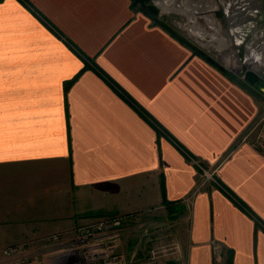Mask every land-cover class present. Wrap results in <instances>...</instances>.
Segmentation results:
<instances>
[{
  "label": "crops",
  "instance_id": "crops-1",
  "mask_svg": "<svg viewBox=\"0 0 264 264\" xmlns=\"http://www.w3.org/2000/svg\"><path fill=\"white\" fill-rule=\"evenodd\" d=\"M226 15L263 31L264 0H231ZM249 50L247 64H264V37ZM240 79L133 0H0V226L8 214H70L73 190L98 214L165 208L163 179L186 208L189 264H211L215 247L232 264H264V152L243 140L264 102Z\"/></svg>",
  "mask_w": 264,
  "mask_h": 264
},
{
  "label": "rangeland",
  "instance_id": "rangeland-1",
  "mask_svg": "<svg viewBox=\"0 0 264 264\" xmlns=\"http://www.w3.org/2000/svg\"><path fill=\"white\" fill-rule=\"evenodd\" d=\"M213 1L215 3H213ZM229 1L231 0H225L223 2L222 0H193V5L188 4V11L190 10V8H192L194 11H197L196 13H194L195 15L193 13L191 14L188 11H181L175 8L172 9V11H167L165 14H163L162 18L173 28L188 36L192 35L189 29H192L191 32L200 34L198 31V25L193 24L191 19L197 18L200 28L204 29L206 32L205 36L201 35V43L205 46L206 49H210L212 52H214V49L209 46L208 42L210 38L209 36L213 33V30L211 29L212 27L208 24L206 17L204 16L211 11V8L214 4L218 3L219 5L211 13L214 14L217 25L221 24V29H219V32L222 36H224L222 38H230V36L227 34L229 24L227 21L228 17L226 15V6L229 4ZM153 6L157 9V12L160 13L159 8L155 5ZM190 14L191 16H189ZM256 16L259 15L257 14ZM256 20L257 19L254 18H248L241 28H243L242 30L246 32L247 39L254 40L261 38L262 41L264 37V29L263 31H261V29L259 28L260 26ZM256 24H258L257 27ZM260 25H262V23H260ZM256 28H258V30H255ZM195 35L193 34L191 37L197 39ZM200 39L201 38H198V40ZM217 40L218 42L220 41V39ZM244 49L245 45L240 47V55H242L243 57L252 56L251 53L246 52ZM243 65L247 66V64ZM252 66L254 67V65ZM261 69L263 71L264 66H262ZM240 80L244 81L243 79ZM259 95L264 102V94L260 93ZM249 128L247 129V131L249 130ZM72 203L73 208H76V211H73L70 214L65 211H58L55 214L47 212H44L43 214H8V219L14 220H10L9 222H7V225L3 223L0 226L2 231V236H0V239L2 238L0 249L5 245L20 243L27 240H44L52 234L57 233L62 235L63 242H70L74 240V233L72 231L81 224L99 218L125 215L126 218L123 220V224L121 227L120 242L121 254L125 261L124 264H142L144 262H147L146 264H189L188 260L190 255V229L189 220L187 219L188 216L187 214L184 216L186 208L183 207V205H176V213L169 212V210L165 206L166 209L152 208L146 212L136 214L134 216H129V214H98L83 209L86 208L85 206L88 203L87 197L84 195V193L77 190L72 191ZM37 215L39 217H37ZM182 216H184L183 219L178 220L179 217L182 218ZM18 218H20V220H16ZM36 219L42 220V222L36 223L41 227L32 229V227L35 225ZM31 221L35 222H32L31 225L29 224L31 223ZM56 245L57 244H51L49 246V250H53ZM149 250H156L158 253L159 258L155 263L151 262V260L149 259ZM133 254L137 257L136 259H132ZM211 264H228L227 257L224 254L223 250H221V258H219L218 252L215 250V248H213Z\"/></svg>",
  "mask_w": 264,
  "mask_h": 264
},
{
  "label": "built area",
  "instance_id": "built-area-1",
  "mask_svg": "<svg viewBox=\"0 0 264 264\" xmlns=\"http://www.w3.org/2000/svg\"><path fill=\"white\" fill-rule=\"evenodd\" d=\"M154 5L159 8V14L161 16L167 11H172L164 10L159 4V1H156ZM214 9L215 8H211L209 13ZM215 23L216 27L221 29V24L217 25L216 19ZM211 29L214 33L213 27ZM189 31L192 35L196 34L191 32L192 29H189ZM227 34L230 36V38L225 39L229 44L228 50L221 48V39L224 36L220 34L217 38H212L213 35L210 34L208 42L209 46L214 49V52L205 48L201 43L202 36H198L199 34L195 35L197 39L192 38V35H185L196 42L203 50L207 51L206 53L209 56L222 64L226 69H234L237 71V69L233 68L231 65L234 58L237 57L239 63L242 64V68L238 70V76L245 80L244 75L246 66L243 64H247L246 60L251 56L243 57L240 55V47L245 45L244 50L250 53V46L254 44L255 39H247L246 32H244L238 24L229 25ZM198 38L201 39L198 40ZM217 39H220V41L218 42ZM258 40L259 39L255 40V42ZM227 51L229 54L226 55ZM232 53L233 55H231ZM262 66H264V64L257 66V68L253 70L264 77V70L262 71L261 69ZM248 68L250 67L248 66ZM262 93L264 94V92ZM243 140L249 141L255 148L264 152V108L259 113L257 119L252 123L249 130L244 134ZM191 159L204 170L203 166H201L198 161L194 158ZM204 172L206 173L205 170ZM206 179H209V176H207ZM222 188L228 193L226 188ZM125 218V215H117L114 217L90 220L79 225L72 231L74 233V240L70 242H63L62 235L57 233L45 238L46 240H27L20 243L5 245L0 249V264H124L125 261L120 251V242L121 227ZM51 244L57 245L50 251L49 246ZM215 250L218 252L219 258H221V249L215 247ZM158 258L159 256L156 250L149 251V259L151 262L155 263Z\"/></svg>",
  "mask_w": 264,
  "mask_h": 264
},
{
  "label": "water",
  "instance_id": "water-1",
  "mask_svg": "<svg viewBox=\"0 0 264 264\" xmlns=\"http://www.w3.org/2000/svg\"><path fill=\"white\" fill-rule=\"evenodd\" d=\"M156 1L159 0H133V5L134 6H140L142 11L151 17L155 22L159 23L162 25L164 28H166L171 34H173L175 37H177L179 40L184 42L187 46H189L194 52L201 56H209L205 50H203L202 47H200L196 42H194L192 39H190L188 36H186L184 33L178 31L177 29L173 28L171 25H169L159 14L158 16L153 15L152 13L149 12L148 10V5H154ZM210 58H212L210 56ZM214 60V58H212ZM215 62H218L214 60ZM219 63V62H218ZM220 64V63H219ZM222 66V64H220ZM231 71L235 74H239V71L231 69ZM244 79L251 85L257 86L259 91L264 92V77L261 76L259 73L256 71L248 68L246 66V71L244 75Z\"/></svg>",
  "mask_w": 264,
  "mask_h": 264
},
{
  "label": "trees",
  "instance_id": "trees-1",
  "mask_svg": "<svg viewBox=\"0 0 264 264\" xmlns=\"http://www.w3.org/2000/svg\"><path fill=\"white\" fill-rule=\"evenodd\" d=\"M25 1V0H24ZM148 10L150 13H152L153 15L155 16H158V12H157V9L153 6V5H148ZM84 57V59L88 62L90 59L86 57V55H82ZM204 58H206L208 61H210L211 63L217 65L219 68H221L224 72L230 74L231 76H235V77H238L237 75H235V73H233L231 70H228L226 68H224L223 66H221L218 62H215L212 58H210V56H203ZM69 84V83H68ZM67 84V85H68ZM244 84H249L246 80H244ZM161 192H162V196H163V199H162V203L167 207V209L169 210V212L171 213H176V204L172 203V202H169L166 198V194H165V188H164V180L162 179L161 180ZM227 262L228 264H232V258L231 256L228 255V258H227Z\"/></svg>",
  "mask_w": 264,
  "mask_h": 264
},
{
  "label": "bare ground",
  "instance_id": "bare-ground-1",
  "mask_svg": "<svg viewBox=\"0 0 264 264\" xmlns=\"http://www.w3.org/2000/svg\"><path fill=\"white\" fill-rule=\"evenodd\" d=\"M159 1H160V0H159ZM161 3H162V1H161ZM226 55H227V54H226ZM247 65H248V64H247ZM236 66H237V65H236ZM239 66H240V65H239ZM239 66H238V67H239ZM248 66H249V67H251L252 65H250V64H249ZM238 67H237V68H238ZM255 68H257V67H255ZM250 69H252V70H253V69H254V67H251Z\"/></svg>",
  "mask_w": 264,
  "mask_h": 264
},
{
  "label": "flooded vegetation",
  "instance_id": "flooded-vegetation-1",
  "mask_svg": "<svg viewBox=\"0 0 264 264\" xmlns=\"http://www.w3.org/2000/svg\"><path fill=\"white\" fill-rule=\"evenodd\" d=\"M237 58V57H236ZM238 59V58H237ZM249 65V64H248ZM257 67V66H256ZM242 68V64H241V67L238 69V70H240ZM255 68V67H254Z\"/></svg>",
  "mask_w": 264,
  "mask_h": 264
}]
</instances>
